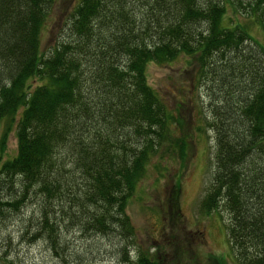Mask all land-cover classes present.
I'll return each mask as SVG.
<instances>
[{"label":"trees","instance_id":"16d2710c","mask_svg":"<svg viewBox=\"0 0 264 264\" xmlns=\"http://www.w3.org/2000/svg\"><path fill=\"white\" fill-rule=\"evenodd\" d=\"M54 1L0 0V145L11 129L16 138L14 156L0 162V219L31 200L27 240L56 249L60 231L74 228L113 237V260L126 261L133 226L124 207L144 164L161 143L186 147L145 63L189 56L196 83L208 84L213 135L200 208L226 211L238 264H264V0H75L40 50Z\"/></svg>","mask_w":264,"mask_h":264},{"label":"rangeland","instance_id":"374dc122","mask_svg":"<svg viewBox=\"0 0 264 264\" xmlns=\"http://www.w3.org/2000/svg\"><path fill=\"white\" fill-rule=\"evenodd\" d=\"M73 2L51 3L40 27V50L52 44V37L60 30L62 13L69 12ZM228 14L231 12L226 9ZM254 25L248 21L246 29L253 39L262 41L261 32ZM145 65L147 84L178 121L174 123L173 117L169 121L173 122L172 135L175 139L183 137L186 147L179 153L177 147L161 143L144 164V172L124 207L133 226L127 260L119 263L113 260L121 256L113 237L87 235L74 228L60 231L56 249L48 247L44 237L27 240L22 235L23 225L29 212L35 211L31 200H27L17 212L0 219V264H8L9 259L12 264H81L92 262L93 258L111 264H138L137 255L154 264H238L225 238L226 211L218 206L203 211L199 205L213 168V135L206 125L210 120L205 90L209 80L206 84L200 80L196 83V68L189 56L177 55L174 60L155 64L148 61ZM3 127L0 123V134ZM5 135L3 146L0 145V162L14 156L16 149L13 129ZM175 181L179 184L173 207L176 213H172L168 207ZM97 259L94 261L101 263Z\"/></svg>","mask_w":264,"mask_h":264},{"label":"water","instance_id":"95a60500","mask_svg":"<svg viewBox=\"0 0 264 264\" xmlns=\"http://www.w3.org/2000/svg\"><path fill=\"white\" fill-rule=\"evenodd\" d=\"M82 264H111V263H107V262L97 263V261L96 262L95 261H92L90 263L83 262ZM113 264H115V263H113Z\"/></svg>","mask_w":264,"mask_h":264}]
</instances>
